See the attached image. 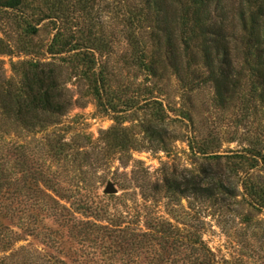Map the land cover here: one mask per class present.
Segmentation results:
<instances>
[{
    "label": "rangeland",
    "instance_id": "374dc122",
    "mask_svg": "<svg viewBox=\"0 0 264 264\" xmlns=\"http://www.w3.org/2000/svg\"><path fill=\"white\" fill-rule=\"evenodd\" d=\"M61 1L65 11L57 16L43 0H27L20 9L0 7V38L11 50L0 54V72L10 78L12 65L27 60L61 64L62 55L46 51L57 29L80 40L91 30V37L97 39V65L109 79L111 103L141 146L122 153L103 149L102 133L114 125L115 114L108 102L106 109L87 95L84 82L75 77L65 83L72 104L58 124L32 135L3 123L0 136L1 131L7 134L0 139V158L9 141L27 145L59 193L57 197L49 191L57 202L44 196L38 201L34 196L17 195L0 203L6 208L2 219L5 243L0 244L3 264H159V260L161 264H183L182 257L194 254L195 249L198 255L202 253L200 244L183 237L191 235L202 241V250H210L215 264H264V211L251 206L241 187L243 179L257 181L260 166L249 169L245 164L229 172L226 165L236 159L231 158L235 154L245 152L252 133L260 127L259 116L244 119L237 107L218 109L210 85L190 92L172 75L146 79L128 58L131 48L125 36L128 9L140 0H90L84 10L75 0ZM224 2L228 7L237 4V0ZM46 15L54 17L43 18ZM27 23L36 28L35 34H26ZM150 100L161 104L162 125L167 129L165 150L142 138L139 124L148 111L144 103ZM54 132L71 144L68 156L58 160L47 158L40 145L46 133ZM190 142L220 155L221 164H212V168L226 169L223 172L236 196L179 199L165 191V177L197 173L207 162L191 152ZM14 159V155L5 159L13 190L21 178ZM108 181L116 188L115 194L102 192ZM167 224L173 232H185L184 242L175 250L169 249V243L162 249L158 236L151 235L157 226L168 230ZM169 250L176 256L167 255Z\"/></svg>",
    "mask_w": 264,
    "mask_h": 264
},
{
    "label": "trees",
    "instance_id": "16d2710c",
    "mask_svg": "<svg viewBox=\"0 0 264 264\" xmlns=\"http://www.w3.org/2000/svg\"><path fill=\"white\" fill-rule=\"evenodd\" d=\"M224 1L140 0L139 4L128 9V31L125 32L131 48L128 58L132 59L146 79L157 80L172 75L190 92L201 85H210L212 100L218 109L225 111L237 107L244 119L259 116L260 127L255 128L245 152L235 154L231 158L236 159L226 161V165L229 172L245 164L249 169L260 166L261 174L256 176L257 181L243 179L241 187L242 193L249 196L251 206L256 211H264V0H237L236 5L229 7ZM26 2L0 0V7L20 9ZM75 2L84 10L88 8L90 0ZM43 3L49 5L54 16L65 11L61 0H43ZM54 16L46 15L43 18ZM26 28V34H35L36 28L30 23ZM79 32L83 34L82 30ZM91 35V30H88L80 40L58 28L46 51L52 56L62 55L61 64L27 60L12 65L13 76L10 78H5L0 72V126L3 123L15 125L23 132L34 135L58 124L72 104L65 83L75 77L84 82L87 95L106 109L108 102V109L115 114L114 125L102 133L103 149L109 153L139 149L141 145L136 135L130 127L123 125L124 119H120L116 106L111 103L109 79L103 67L97 65L95 50L98 48L94 45L97 39ZM10 52V47L0 38V54ZM144 104L148 111L144 112L139 124L142 138L156 149L165 150L167 129L162 125L161 104L157 100ZM1 132L0 139H3L7 131ZM62 140L55 132L44 135L40 145L47 158L58 160L68 156L67 150L71 149V144ZM6 147L0 158V203L17 195H25L26 198L34 196L38 201L44 196L57 202L49 194V191L57 197L59 194L52 176H48L43 167L37 164L27 145H14L9 141ZM189 149L194 154L202 155L207 162L200 166L197 173L165 177V191L179 199H205L218 194L236 196L235 187L230 186L229 177L224 173L226 169L212 168V164H221L220 155L209 152L197 142H190ZM10 155H14L15 166L21 174V178L16 179L21 186L16 184L14 190L10 185L12 172L5 165V159ZM2 188H5L7 195L1 192ZM5 209L0 205V244L5 243L2 239L6 227L2 221L6 215L3 212ZM162 225L154 227L151 235L154 233L158 236L157 244L162 249H166L164 244L169 243V249L175 250L177 244L179 246L184 242L181 237L185 232L179 229L173 232L170 224L167 226L171 230L162 229ZM192 236L183 237H187L191 244H200L198 248L202 253L198 255L195 249L196 254L182 257L183 264H215L210 250L206 247L202 250V241L197 237L191 239ZM167 255L174 257L176 252L169 250ZM162 262L159 260V264ZM0 264H3L1 259Z\"/></svg>",
    "mask_w": 264,
    "mask_h": 264
},
{
    "label": "water",
    "instance_id": "95a60500",
    "mask_svg": "<svg viewBox=\"0 0 264 264\" xmlns=\"http://www.w3.org/2000/svg\"><path fill=\"white\" fill-rule=\"evenodd\" d=\"M102 192L106 195H112L116 193V188L110 181H108Z\"/></svg>",
    "mask_w": 264,
    "mask_h": 264
}]
</instances>
